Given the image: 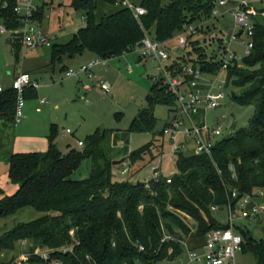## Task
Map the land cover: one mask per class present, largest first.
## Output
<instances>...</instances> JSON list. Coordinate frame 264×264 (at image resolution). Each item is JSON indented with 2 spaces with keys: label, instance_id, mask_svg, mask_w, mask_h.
I'll use <instances>...</instances> for the list:
<instances>
[{
  "label": "trees",
  "instance_id": "16d2710c",
  "mask_svg": "<svg viewBox=\"0 0 264 264\" xmlns=\"http://www.w3.org/2000/svg\"><path fill=\"white\" fill-rule=\"evenodd\" d=\"M99 1L116 5L117 0H72L75 9L85 11L87 22L68 41L51 44L53 65L86 51L103 60L119 57L133 51L146 34L167 42L186 23L200 24L201 30L204 20L214 17L217 0H141L147 13L140 20L131 10L120 6L98 20ZM45 4L36 12V19L43 21ZM258 10L264 12V8ZM0 19L10 29L21 26L13 3L4 7V0H0ZM11 41L18 59L22 44L19 38L13 37ZM220 41L223 43L222 39ZM254 42L252 53L242 59L241 65L230 66L227 77V86L239 89L231 91V99L255 107L248 125L234 129L219 140L211 156L178 152V172L174 175L162 173L143 184L132 182L130 178L115 180L114 167L124 162L113 164L112 129L98 128L87 136L82 148L70 147L64 153L54 142L56 129L52 126L45 151L7 152L4 158L9 167V179L19 187L10 195L0 187V218L26 206L56 213L19 222L1 234L0 257L3 251L14 249L17 241L28 239L33 246L54 250L52 256L60 258L63 264H156L164 259L173 261L183 253L180 240L164 239L165 231L182 239L183 235L205 237L210 230L229 227L228 222L222 223L214 216L212 206H226L234 188L241 193L264 188L263 15L254 17ZM189 44L196 47L198 57H177L174 64L178 70L182 71L191 62L204 72L219 71L222 62L215 56L209 57L198 40L189 36ZM37 96V88L25 92L26 99ZM147 100L149 108L133 119L130 131L153 132L157 124L155 106L167 104L172 110L176 104V96L168 91L162 78L152 84ZM16 103L15 89L8 87L0 92V134L16 125ZM164 147L161 130L154 134L152 141L124 158V161L129 160L128 173L139 171L146 156L156 160L164 153ZM87 158L92 159L90 175L85 179H73L72 175ZM168 205L189 214L196 222L195 232L183 217L170 212ZM235 230L243 237V251L248 248L256 264H264V240L254 237L242 224L236 223ZM70 243L74 250L61 254L59 249ZM1 262L19 264L14 258ZM27 264L48 263L33 255Z\"/></svg>",
  "mask_w": 264,
  "mask_h": 264
},
{
  "label": "rangeland",
  "instance_id": "374dc122",
  "mask_svg": "<svg viewBox=\"0 0 264 264\" xmlns=\"http://www.w3.org/2000/svg\"><path fill=\"white\" fill-rule=\"evenodd\" d=\"M140 1L134 0L136 3ZM45 2L42 25L44 30L49 33L52 43L68 41L78 28L86 25L85 11L75 9L71 5L72 0L40 1L41 4ZM229 3H231L230 0ZM255 4L264 5V0L255 2ZM118 7L99 1L96 11L97 19L115 12ZM219 8L223 9L224 7L219 6ZM1 23H3L2 19H0ZM235 31H237V27L231 14H228L225 19L213 17L204 20L201 30L192 37V40H198L208 56H216L220 52L219 48L222 44L220 40H224L227 44ZM12 39V32H0V84L4 87H11L13 76L18 70H29L39 77L40 85L37 89L38 96L26 99L25 116L21 121L10 128L9 134L6 133L4 137L0 134V187L4 189L5 194H13L19 187L9 179L8 164L4 158L6 153L45 151L49 146L48 136L51 134L52 126L56 129L54 142L64 153L70 147L82 148L78 145V141H85L87 136L93 134L98 128L112 129V156L118 160L126 158L131 151L152 141L154 134H158L163 129L172 115L171 106L157 104L154 109L157 124L153 132L129 130L133 119L139 115L140 111L149 108L147 99L152 84L160 77L158 62L152 58H142L137 50L106 60L99 58V64L93 68L95 76H89L86 73L68 76V71L78 70L80 66L87 63L85 62L86 57L77 55L72 59H66V67L59 63L51 67V47L45 46L31 50L21 49L23 51L17 59L12 48ZM167 46L170 48L169 52L172 57L182 55L198 57L195 46L188 44L185 49L179 47L177 34L167 42ZM230 47L238 51L239 54H243V47L237 42H232ZM85 53L92 54L90 51ZM189 53L190 56H188ZM227 77L228 72L223 70L219 73L218 79H227ZM97 82L108 83L110 91H103L96 85ZM84 83L93 86L91 89H84ZM232 90L239 91L231 85L227 86L225 97L220 100L219 106L206 111L207 122L212 126L222 128L221 138L234 131V123H236V129L247 126L255 109L253 105H241L232 100L230 96ZM42 99L46 101L42 102ZM37 108L40 110L38 111ZM66 129H70L71 133L63 134ZM156 151L159 152L158 149ZM151 159L146 156L144 166L134 174L123 173L125 168H129V160L123 161L124 163L114 167V179L130 178L132 182L146 183L153 178L151 165L156 164L158 160L162 161V173L165 176H171L178 172L176 156L171 153V148L167 143L164 153L160 154L156 160ZM91 166V158L83 160L72 178L80 180L88 177ZM167 209L183 217L195 232L197 225L189 214L175 209L171 205H168ZM49 213L55 214L56 212L39 211L30 206L20 208L16 213L0 218V235L11 230L19 222L32 221ZM263 215L261 214V221L260 219L241 218L237 220V223L246 226L254 237L264 240ZM214 216L222 223L227 222V208L221 207L220 210L214 212ZM166 232L165 236L168 239L174 238L181 241L183 253L173 262L164 259L156 264H182L186 259L189 247L205 242V238L202 236L188 238L183 235L182 239H178L175 235ZM185 241L187 242L184 244ZM30 243L27 248H23L21 242L17 241L14 249L2 252L0 264L1 261L10 262L13 258L15 263L27 264L30 262L29 259L25 262L18 259L22 253L28 251V254L32 255L34 249L41 252L48 250L46 247L33 246V243ZM73 246L70 243L69 248ZM237 259L239 264H256V258L251 251H248V248L243 253H239Z\"/></svg>",
  "mask_w": 264,
  "mask_h": 264
},
{
  "label": "built area",
  "instance_id": "2783aa9c",
  "mask_svg": "<svg viewBox=\"0 0 264 264\" xmlns=\"http://www.w3.org/2000/svg\"><path fill=\"white\" fill-rule=\"evenodd\" d=\"M43 0H4V7L13 3L14 11L20 16L21 26L16 29H10L5 22L0 24V32H12L13 37L19 38L23 50H31L41 46H51V37L42 25V21L35 18ZM253 0H238V3L232 8L231 13L237 31L233 32L231 39L226 44H220V52L215 56L222 62L221 68L216 73L204 72L199 66L194 67L190 62L186 64L182 71L174 64V60L179 57H172L170 48L166 42H161L150 34L139 41L133 50H137L142 58H152L158 62L160 77L163 84L167 86L176 96V104L173 107L172 115L169 117L162 129V137L166 145L169 144L171 153L176 156L178 152H193L195 154H206L211 156L215 145L221 140L223 130L220 126H212L207 122L206 111L219 106L221 99L225 97L227 79H218L219 73L223 70L228 72L232 65H241L242 59L252 53L254 48V17L263 15L252 5ZM228 0H217L216 7L213 10V16H221L219 6H223ZM116 5L128 8L134 16L140 20L141 16L147 13V9L134 0H117ZM86 17V16H85ZM200 25L195 23H186L183 29L177 34L179 47L187 48L189 36H195L199 31ZM232 42H237L243 47V54L233 50L230 46ZM22 50V51H23ZM184 56V55H182ZM181 57V56H180ZM212 57V56H209ZM100 60H92L78 70H70L68 76H78L80 73H86L89 76H95L93 68L99 64ZM40 82L29 72L20 70L12 81L11 87L17 91V103L15 119L16 124L25 116V92L29 88H38ZM103 91L109 92L110 86L106 82H97ZM93 85L84 83V89H91ZM6 88L0 84V92ZM42 99V102H45ZM40 110V108H38ZM71 133L66 129L63 134ZM79 145L83 146L84 141L79 140ZM153 178H158L162 174V161L158 160L156 164L151 165ZM129 168H125L123 173H127ZM170 182L171 179L168 178ZM264 198V188H255L250 192H239L234 188L228 196L226 208L228 211L229 227L226 229H213L206 233L205 242L202 248H192L188 252V259L185 264H239L238 254L243 250V237L235 230V224L238 219L249 218L259 220L264 213V206L260 200ZM221 207L213 205L212 210L218 211ZM164 239H168L167 236ZM174 239V238H173ZM179 241V240H177ZM23 248L29 246V240L20 241ZM181 242V241H180ZM31 244V243H30ZM185 244V242H184ZM144 250L143 246H139ZM74 247L64 245L59 249L61 254L72 252ZM54 250L48 248L47 251L34 249L32 255L27 252L22 253L18 259L21 261L30 260L31 256H39L48 264H63L58 257H53ZM172 252V249L169 250ZM30 257V258H29ZM89 257V256H88ZM174 261V260H173ZM172 261V262H173Z\"/></svg>",
  "mask_w": 264,
  "mask_h": 264
},
{
  "label": "crops",
  "instance_id": "0c3cea01",
  "mask_svg": "<svg viewBox=\"0 0 264 264\" xmlns=\"http://www.w3.org/2000/svg\"><path fill=\"white\" fill-rule=\"evenodd\" d=\"M259 1H261V2H263V0H253L252 1V5L255 7V8H257V9H262V8H264V5H260V6H258V5H256L255 4V2H259ZM230 2L231 3H229V0H228V2L225 4V5H223L222 7H224L223 9H220L219 7V10H220V12H221V16H218V17H215L216 19H219V18H221V19H225L226 18V16L228 15V14H231L232 15V13H231V10H232V8L238 3V0H230ZM230 4V5H229ZM168 42V41H167ZM166 42V43H167ZM41 47H45V46H41ZM38 48H40V47H38ZM83 55V57H86V60H85V62H87L88 63V61L90 62V61H92V60H95V58H97L93 53L91 54H89V53H83L82 54ZM67 59V58H66ZM66 59L64 60V62L63 63H59V64H63V66H65L66 67V64H65V61H66ZM69 59H72V58H69ZM52 63H51V53H50V66L52 67ZM53 66H55V65H53ZM54 69V68H53ZM24 71H27V72H29L34 78H36V79H38L39 80V77H37L35 74H34V72L33 71H29V70H24ZM18 72H19V70H18ZM18 72H16L15 74H14V76H13V79L15 78V76L18 74ZM13 81V80H12ZM5 88H8V87H5ZM38 89V88H37ZM37 110H38V108H37ZM39 111V110H38ZM10 130V128L9 129H7V130H5L1 135H3V137H4V135L6 134V133H8V131ZM9 134V133H8ZM79 142V141H78ZM78 145H79V143H78ZM70 149V148H69ZM68 149V150H69ZM7 167H8V165H7ZM9 168V167H8ZM260 203L264 206V198H262L261 200H260ZM264 214V213H263ZM264 216V215H263ZM260 221H261V219H260ZM187 241H185V243H186ZM204 244V243H203ZM203 244H197V245H194V246H191V247H189L188 248V252L190 251V249H192V248H196V247H198V248H202V245ZM188 252H187V256H186V259H185V261L182 263V264H185L186 263V261H187V259H188ZM244 251L242 250V252H240V253H243ZM181 256V255H180ZM180 256H178L175 260H177ZM174 260V261H175Z\"/></svg>",
  "mask_w": 264,
  "mask_h": 264
},
{
  "label": "water",
  "instance_id": "95a60500",
  "mask_svg": "<svg viewBox=\"0 0 264 264\" xmlns=\"http://www.w3.org/2000/svg\"><path fill=\"white\" fill-rule=\"evenodd\" d=\"M233 129H236V123L233 124ZM125 159L122 158V159H118V160H114L113 161V164H120L124 161ZM82 179H85V178H82ZM144 182H138V184H143Z\"/></svg>",
  "mask_w": 264,
  "mask_h": 264
}]
</instances>
